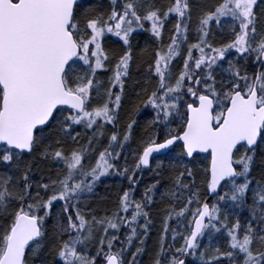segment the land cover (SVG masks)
I'll return each mask as SVG.
<instances>
[{"label":"snow or ice","instance_id":"snow-or-ice-1","mask_svg":"<svg viewBox=\"0 0 264 264\" xmlns=\"http://www.w3.org/2000/svg\"><path fill=\"white\" fill-rule=\"evenodd\" d=\"M197 7L193 23L191 0H0V264H139L165 173L153 264H264V0ZM225 26L217 46L213 28ZM139 31L157 41L145 76L155 86L132 111L154 114L129 167L137 120L121 126L120 112ZM78 127L91 133L85 144ZM39 162L55 167L36 179ZM145 169L154 183L138 200ZM110 175L128 187L116 211L98 215L85 200ZM226 204L248 219L229 223ZM216 234L226 251L212 245Z\"/></svg>","mask_w":264,"mask_h":264},{"label":"trees","instance_id":"trees-1","mask_svg":"<svg viewBox=\"0 0 264 264\" xmlns=\"http://www.w3.org/2000/svg\"><path fill=\"white\" fill-rule=\"evenodd\" d=\"M108 0H103L105 7H107ZM158 5H166L169 0H156ZM216 0H191V4L193 6V23H195L196 16L198 14V7L197 5L200 4L202 6H211L214 4ZM172 25L169 24L165 28V39L167 43L169 42L168 37L170 34ZM213 36L211 37V42L215 45H219L223 42H227L229 39V30L227 26H225L223 34H221L219 29L213 28ZM150 36L148 33L145 34H135L133 37V49H134V62L131 68V78L128 80L126 85V96L123 102V108L120 112V121L121 126L128 122L129 119L134 118L137 120V125L134 128L133 138L130 143L126 146L123 155L128 157V166L131 167L133 165V153L138 151L141 147L143 142H145L148 138L150 133V129L148 125L150 124L152 115L154 114L150 108H143L140 106L139 112L132 111L134 105H139V99L143 96L142 88L147 86L150 89L155 86V81L153 80L150 85L145 84V76L147 75L146 69L148 67V63L151 62L153 57V52L156 48V44L149 38ZM191 39V37H190ZM108 47L114 49L116 52H119L120 46L113 43L112 39H110ZM145 50V51H142ZM180 63V62H179ZM110 73L105 74L102 76V79H107V76ZM140 81L139 84L136 82ZM137 93H140V97L137 96ZM77 131L81 132L82 139L80 140V144L86 143V137L91 135L90 132L86 133L82 128H77ZM107 145V138L101 140L100 144L97 146L99 150H102L103 147ZM70 146L75 147L76 145L71 144ZM178 151V149H177ZM94 162V161H93ZM121 165L124 164V160L121 159L119 162ZM50 167H55L50 162H39L38 169H34L35 178L39 179L41 173H47V170ZM154 167V164H153ZM253 176L256 179H260V170L255 169L253 171ZM136 179L139 181L137 184V190L135 192L136 199H140L141 195L145 189V186H148L154 183V174L152 171L145 169L143 172L136 173ZM199 183V181H198ZM128 187V180L125 176H116L113 178H108L107 180L102 178V182H99L95 188L93 194H90L88 198L85 200V203L96 210L98 215H104L107 213L111 215L114 211H116V204L119 195L121 194L123 189ZM172 185L167 178V173L163 175L161 178V186L160 191L157 193V203L153 206L151 210V216L153 218V225L151 226V230L149 233V239L146 242L145 251L144 253L138 257L139 264H153L155 253L158 248V240L161 233V217L163 215L162 209L168 206L170 203L169 200L165 199L160 201L159 196L160 193L166 192ZM201 196L202 198L208 199L209 196H206L203 189H201ZM95 199L93 202L91 200ZM97 199V200H96ZM215 199V198H214ZM211 201V203L214 201ZM250 202V201H249ZM210 203V204H211ZM180 205L178 204L177 207ZM222 210L228 215L229 223H234L236 218H239L242 223H244L248 219V210L247 208H234L230 204L222 205ZM183 219V218H181ZM190 220L191 217H188ZM186 221V220H184ZM52 221H49L51 224ZM187 223V221H186ZM177 224L175 221L172 222V226L175 227ZM185 229L182 230V232ZM124 232L125 229H121L120 235L121 239H124ZM205 238V237H204ZM170 242V241H169ZM181 243V241L177 240V246ZM205 244L204 240L202 244ZM138 244V241H134V245L130 251H135V246ZM212 245L216 246L219 245L222 251L227 250V244L225 240V236L220 234H216V236L212 239ZM130 258V257H129ZM188 264H199L198 262L192 260V257L188 258Z\"/></svg>","mask_w":264,"mask_h":264},{"label":"rangeland","instance_id":"rangeland-1","mask_svg":"<svg viewBox=\"0 0 264 264\" xmlns=\"http://www.w3.org/2000/svg\"><path fill=\"white\" fill-rule=\"evenodd\" d=\"M182 66V62H177V68H179V67H181ZM113 177H116L115 175H110V176H107V177H103V179H105V180H107L108 178H113ZM95 199H93V200H91L92 202L94 201ZM97 200V199H96ZM141 223H143V220H141ZM186 223V221H184V219H181V221H180V225H179V227H180V230L182 231L183 229H184V227H183V225ZM175 227H177V225L175 226ZM216 235H214L213 236V238L215 237ZM179 239V238H178ZM177 239V240H178ZM204 240V242H206L205 244L203 243L202 244V247H206V246H208V243H209V241H208V237L207 236H205V238L203 239ZM192 260H194L193 258H192ZM194 261H196V262H198L197 260H194ZM199 263V262H198Z\"/></svg>","mask_w":264,"mask_h":264},{"label":"flooded vegetation","instance_id":"flooded-vegetation-1","mask_svg":"<svg viewBox=\"0 0 264 264\" xmlns=\"http://www.w3.org/2000/svg\"><path fill=\"white\" fill-rule=\"evenodd\" d=\"M145 33H148V35L151 37V38H150V37H149V38L152 39V41L156 44V48H157V46H158V45H157V41L154 40V39L152 38V36H151V34H150L149 32H147V31H139V32H138V34H145ZM164 33H165V32H164ZM134 36H135V34H134ZM111 39H112V42H113V43L119 45L118 43L115 42V41H116V38L113 37V38H111ZM163 40H164V44L166 45V44H167V41H166V39H165V36H164ZM108 44H109V42H108ZM108 44H107V45H108ZM156 48H155V49H156Z\"/></svg>","mask_w":264,"mask_h":264},{"label":"water","instance_id":"water-1","mask_svg":"<svg viewBox=\"0 0 264 264\" xmlns=\"http://www.w3.org/2000/svg\"><path fill=\"white\" fill-rule=\"evenodd\" d=\"M213 199H214V197L209 196L207 200H208L209 203H211V201H212Z\"/></svg>","mask_w":264,"mask_h":264}]
</instances>
